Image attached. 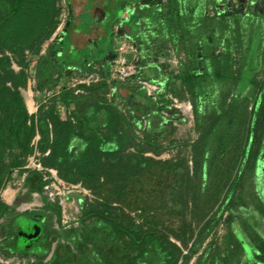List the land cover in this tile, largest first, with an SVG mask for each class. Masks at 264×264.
Instances as JSON below:
<instances>
[{
  "label": "rangeland",
  "instance_id": "1",
  "mask_svg": "<svg viewBox=\"0 0 264 264\" xmlns=\"http://www.w3.org/2000/svg\"><path fill=\"white\" fill-rule=\"evenodd\" d=\"M175 1L127 0L105 38L102 56L82 74L61 63L71 27L65 0H0V201L8 200L1 194L11 183L19 192L14 199H22L29 196L31 179H40L41 189L31 192L33 206L25 212L39 218L49 208L53 215L41 236L71 237L64 253L43 264H224L236 242L245 246L238 231L229 240L227 221L232 217L224 210L225 194L241 161L253 100L264 77V42L255 69L257 37L240 74L250 39L246 18L260 24L264 0H181L216 37L211 47L215 55L226 51L229 40L231 75L212 92L177 79L200 69L202 61L199 43L189 46L179 31L174 36L168 32ZM222 22L230 29L224 30ZM45 58L58 65L52 73L58 80L40 90L39 65ZM122 64L136 71L135 79L112 82L110 75ZM141 72L152 77L144 79ZM119 86L128 89V98L122 99ZM65 93L72 105L65 102ZM20 99L28 116L36 115V136L30 154L21 158L20 171L1 188L6 164L20 155L11 135ZM94 110L109 116L99 129L106 139L100 146L105 153L101 165L94 166L91 179L75 172L66 181L48 162L59 128L53 115L58 113L70 130L78 131L74 111ZM216 116L229 117L233 133L217 161L219 186L208 189V178L199 179L196 144ZM262 122L259 136L264 134V118ZM257 152L242 200L253 217L246 234L260 249L254 248L255 258L246 249V264H264V216L250 200V188L260 193L264 186V141ZM240 208L233 211L237 219L243 214ZM23 211L18 208L0 219V264H17L18 257L3 248L11 239L5 226ZM113 221L118 228L105 224ZM45 222L39 221L36 229Z\"/></svg>",
  "mask_w": 264,
  "mask_h": 264
},
{
  "label": "trees",
  "instance_id": "2",
  "mask_svg": "<svg viewBox=\"0 0 264 264\" xmlns=\"http://www.w3.org/2000/svg\"><path fill=\"white\" fill-rule=\"evenodd\" d=\"M126 1L127 0H65L67 12L71 18V27L67 41V53L61 58V63L64 67L75 68L82 74L88 71L89 64L102 56V51H104V47H106L105 38L112 24L119 19L120 9L126 4ZM246 20L250 39L242 58V71L240 74L244 72L248 65L250 53L252 51L251 42L255 37H257L254 57L255 69L259 67L264 42V20H262L260 24L257 20L252 18H246ZM167 21L168 32L171 36H174L177 31H179L180 37L185 44L189 46L196 43L200 44V48H197V53L201 56L202 67L187 75L179 76L177 79L200 84L203 89H208L212 92L217 82L229 78L233 64V59L229 51V40L226 41V51L215 55L211 47L216 42V37L201 23L200 18L195 17L191 13L189 4L183 5L181 0H176L173 7L170 8ZM221 27L224 28V30L230 29L229 24L224 22L221 23ZM54 70H58L57 64L52 63L46 58L41 61L39 65L40 90L49 89L54 86L55 81L58 80L52 79ZM138 75L144 79L152 77V75L144 72ZM23 82L25 83L24 74ZM83 87L88 91H95L94 88L90 89L85 86ZM117 91L123 95L122 99L128 98L127 88L119 86L117 87ZM64 97H66L65 102L68 105L73 104V101L67 98L68 96L66 93ZM18 108L20 112L14 116L11 135L19 145L20 155L6 164L1 173V177L4 179L1 188L10 180L12 174L16 171H20L23 166L21 158L30 154V144L36 136V115L28 116L25 110V104L21 99L19 100ZM74 115L80 125L78 131L70 130L67 123L61 120L58 113H54L53 115L59 128L56 142L51 147V155L48 162L52 167L58 170L60 177L66 181L73 177L75 172L82 175L81 178L85 180L91 179L92 176L95 175L97 168H94V166L101 165L102 151L100 150V146L106 142L104 135L99 132V129L109 122V116L98 110H94L91 114H88L87 111H82L81 113L74 111ZM263 118L264 77L261 83L258 84V90L253 100L250 125L247 130L244 147L241 151V161L243 160V162L240 161L237 164L236 172L225 194V198H228V201L226 202L224 210L229 212V215L232 217L227 221L231 226L228 232L229 240L232 241V233H237L238 231L245 241V246L236 242L235 247L224 261V264H246L250 261L246 249L248 248L249 253L252 254L254 258L256 257L254 248L260 249V246H257L259 242L256 240L253 241L251 236L246 234L249 230L248 222L250 223V221H253V217L250 215L248 207L242 200V194L245 191L244 189L251 185V175L249 171H251V168L254 166L255 160L253 159H256V153L262 148L264 141V134L259 136V131L263 126ZM232 125L233 121L227 116L214 117L208 127V132L203 134L202 138L196 144V151L199 157L197 165L199 169H201L199 172V179L208 178V189L219 186L220 180L218 179L220 170L217 161L221 154L224 155V153H226L225 148L233 133ZM62 134H65V136L63 137ZM104 154L105 153L102 155ZM68 173H70L71 176H67ZM91 173H93L92 176L90 175ZM38 181H40V179L37 180L35 177L31 179L30 184H28L29 192L39 191L41 189V184H38ZM250 191V200L253 202L255 209L259 214H263L264 216V186H262V191L260 193L254 192L251 188ZM237 208L243 210V214L239 219H237L233 212L234 209ZM9 213V206L0 201V219L4 218ZM92 216V214H87L85 217L89 218ZM105 224L115 229L119 227L115 221L111 223L105 222Z\"/></svg>",
  "mask_w": 264,
  "mask_h": 264
},
{
  "label": "crops",
  "instance_id": "3",
  "mask_svg": "<svg viewBox=\"0 0 264 264\" xmlns=\"http://www.w3.org/2000/svg\"><path fill=\"white\" fill-rule=\"evenodd\" d=\"M14 186V183H11L9 187L7 186L3 190L1 196L8 200L2 201L9 206L10 213L18 208H22L24 211L17 213L15 216L11 217V221L7 222L5 231L7 234L11 235V239L4 244L3 248H8L7 250L9 253H13L15 257H18L17 264H24L25 261H28L29 264L33 262H36V264H43L44 261H53L54 258L67 250L68 246L66 244L70 242L71 237L68 235L63 238L59 237L54 239L51 236L49 237L48 234L42 237L41 229H47L48 217L51 218L53 212L45 207L39 212V218L35 214L26 213L25 211L28 209L30 210L33 206L32 194L28 190L29 196L27 195L22 199L19 197L14 199V195L17 193L19 194L18 189L13 190ZM26 200L31 203L27 204ZM44 219L46 222L43 224V227L37 230L36 225H39V221L41 225ZM59 233H61L60 230Z\"/></svg>",
  "mask_w": 264,
  "mask_h": 264
},
{
  "label": "built area",
  "instance_id": "4",
  "mask_svg": "<svg viewBox=\"0 0 264 264\" xmlns=\"http://www.w3.org/2000/svg\"><path fill=\"white\" fill-rule=\"evenodd\" d=\"M135 76L136 71L134 69L129 68L126 64H122L119 69L110 75V80L118 84H125L126 82L134 80Z\"/></svg>",
  "mask_w": 264,
  "mask_h": 264
}]
</instances>
